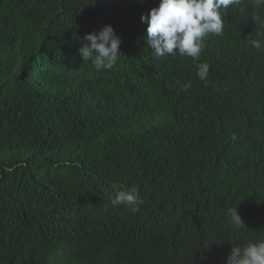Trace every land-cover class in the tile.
I'll use <instances>...</instances> for the list:
<instances>
[{"label":"trees","instance_id":"1","mask_svg":"<svg viewBox=\"0 0 264 264\" xmlns=\"http://www.w3.org/2000/svg\"><path fill=\"white\" fill-rule=\"evenodd\" d=\"M158 4L0 0V264H227L264 240V6L193 61L153 56ZM109 24L121 55L96 71L78 50ZM131 189L139 211L111 204Z\"/></svg>","mask_w":264,"mask_h":264},{"label":"clouds","instance_id":"2","mask_svg":"<svg viewBox=\"0 0 264 264\" xmlns=\"http://www.w3.org/2000/svg\"><path fill=\"white\" fill-rule=\"evenodd\" d=\"M264 6V0H253ZM241 0H159L156 7L141 16L147 24L146 43L154 57H189L199 61L206 47V37L221 35L224 30L223 17L230 8L239 6ZM256 19V17H254ZM264 26V21L261 22ZM121 39L114 28L104 25L97 33L86 34L82 38L79 55L82 60H91L96 71L112 69L117 63ZM250 46L261 49L259 40H251ZM211 65L197 63V76L208 83ZM190 85H185L186 90ZM113 206H126L135 213L144 203L135 189L118 191L111 199ZM233 224L243 225L236 207L228 210ZM227 264H264V240L249 242L245 246H232Z\"/></svg>","mask_w":264,"mask_h":264}]
</instances>
